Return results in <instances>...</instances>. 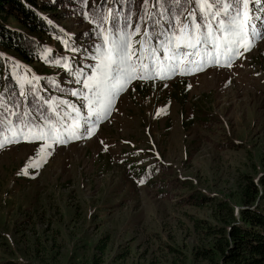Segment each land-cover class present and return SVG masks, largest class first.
<instances>
[{
	"label": "rangeland",
	"instance_id": "1",
	"mask_svg": "<svg viewBox=\"0 0 264 264\" xmlns=\"http://www.w3.org/2000/svg\"><path fill=\"white\" fill-rule=\"evenodd\" d=\"M64 13L55 22L67 34L87 29ZM15 61L19 77L36 75ZM61 69L48 72L62 81ZM114 103L90 139L0 148V262L210 264L195 252L212 238L195 223H225L212 200L239 219L244 175L264 174V39L231 68L135 80Z\"/></svg>",
	"mask_w": 264,
	"mask_h": 264
},
{
	"label": "snow or ice",
	"instance_id": "2",
	"mask_svg": "<svg viewBox=\"0 0 264 264\" xmlns=\"http://www.w3.org/2000/svg\"><path fill=\"white\" fill-rule=\"evenodd\" d=\"M108 2L100 0L97 5L93 0V8L88 9L87 0H79V14L94 25L90 29L93 44L85 50L94 53L95 62L74 71L63 57L50 61L62 66L81 86L69 92L81 102L79 107L56 95L45 98L38 87L40 77L13 75L18 64L7 69L8 75L0 74V82L12 77L15 85L0 87V148L23 140L25 133L31 142H38L41 153L53 145L90 139L101 122L110 118L115 100L133 81L194 74L208 64L231 68L235 59L251 50L253 42L264 39V0H152L151 8L150 0H143L135 26V0H112L111 7ZM186 5L192 6L191 11ZM136 35H141L135 42L139 48L133 45ZM61 42L65 49L72 48L67 39ZM45 51L51 53L52 49ZM43 58L49 60L47 54ZM51 83L55 85V81ZM12 128L16 131L11 136L2 135Z\"/></svg>",
	"mask_w": 264,
	"mask_h": 264
},
{
	"label": "trees",
	"instance_id": "3",
	"mask_svg": "<svg viewBox=\"0 0 264 264\" xmlns=\"http://www.w3.org/2000/svg\"><path fill=\"white\" fill-rule=\"evenodd\" d=\"M95 3L99 5L100 0H95ZM142 4L143 0H135V14L132 17L133 26H135ZM111 6L112 0L111 2L109 0L108 7ZM87 8H93V0H87ZM186 8L191 11L192 6L186 5ZM80 11L79 0H0V69H3L0 74L8 75L7 69L13 68L17 64L15 60H18L34 68L36 75L26 72L25 76L28 78L33 75L40 77L38 87L45 98L49 95H56L77 105L76 97H72L69 92L72 89L79 88V85L76 84L77 87H65L57 78L52 77L48 71L52 66L62 67L50 62L61 57L67 59L74 71H79L82 66L91 64L87 60L94 53L86 52L85 49L93 44L90 29L94 25L87 22L79 14ZM63 12H65V16H68L67 14L78 15L82 23L88 24L87 29L68 37L66 32L63 31L64 28L58 26L55 22L57 19L64 18ZM187 14L185 12L184 16L186 17ZM181 20L187 22L184 17H181ZM86 32H89V35H82ZM57 36H60L61 39H67L72 48H76L77 51L73 52L72 48L65 49L61 43L59 50L46 53L45 50L49 49V41L57 40ZM133 39L134 43L139 41L137 36H134ZM46 54L49 56L47 61L43 58ZM35 63H39L42 68L47 69V73L41 70L38 71V68L34 67ZM21 68L19 66L18 69H15L13 75L19 76ZM60 75L69 82L75 80V77L63 67ZM52 81H55V85L51 83ZM3 84H7L10 88L15 86L12 77L0 82V87ZM61 89L64 91H61ZM14 131H16L15 128H12L11 131L5 129L2 135L11 136ZM25 137L31 139V136L27 133H25ZM144 172V169H139L137 174L143 176ZM200 195L199 199L204 198V195ZM241 201L239 219H236L227 203L212 200V202L219 205V210L226 215L224 217L225 223L208 227L195 223L198 229L200 227L201 230L208 228L206 229L207 236L212 238L209 246H202L201 249L195 252L198 257L209 261L210 264H264V174L257 181L248 174L244 175ZM104 242L105 238L99 240L96 245L101 252L106 246V242ZM0 264H4V262H0Z\"/></svg>",
	"mask_w": 264,
	"mask_h": 264
},
{
	"label": "bare ground",
	"instance_id": "4",
	"mask_svg": "<svg viewBox=\"0 0 264 264\" xmlns=\"http://www.w3.org/2000/svg\"><path fill=\"white\" fill-rule=\"evenodd\" d=\"M76 59V58H75Z\"/></svg>",
	"mask_w": 264,
	"mask_h": 264
}]
</instances>
